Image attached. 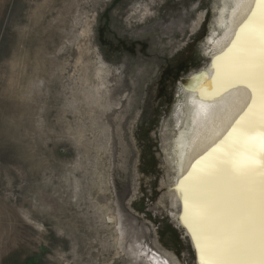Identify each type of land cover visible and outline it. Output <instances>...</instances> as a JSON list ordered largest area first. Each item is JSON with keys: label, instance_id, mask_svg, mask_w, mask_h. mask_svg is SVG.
<instances>
[{"label": "rangeland", "instance_id": "obj_1", "mask_svg": "<svg viewBox=\"0 0 264 264\" xmlns=\"http://www.w3.org/2000/svg\"><path fill=\"white\" fill-rule=\"evenodd\" d=\"M221 7L0 0V264H197L173 149Z\"/></svg>", "mask_w": 264, "mask_h": 264}, {"label": "snow or ice", "instance_id": "obj_2", "mask_svg": "<svg viewBox=\"0 0 264 264\" xmlns=\"http://www.w3.org/2000/svg\"><path fill=\"white\" fill-rule=\"evenodd\" d=\"M218 60L223 65H214L216 76L203 86L215 93L205 98L242 85L252 99L182 180L181 220L195 239L199 264H264V0H255Z\"/></svg>", "mask_w": 264, "mask_h": 264}, {"label": "bare ground", "instance_id": "obj_3", "mask_svg": "<svg viewBox=\"0 0 264 264\" xmlns=\"http://www.w3.org/2000/svg\"><path fill=\"white\" fill-rule=\"evenodd\" d=\"M254 7L255 0H222V7L216 21L218 29L208 37L207 42L212 47V51H209L210 62L192 73V80L185 86L183 116H179L176 120L178 130L174 140L175 149L173 151L175 150V152L173 153L177 158V162L175 160L177 177L175 187L170 189V193L173 199L180 197L182 209L179 222L193 242L197 253V264H199L198 249L195 246V239L190 234V229L181 220L184 215L181 182L193 165L228 134L251 102L252 92L245 86L233 87L216 98H205L214 95L215 89L209 91L207 87L203 86L216 76L214 65H223V60H218V58L226 53L239 26L247 19ZM201 74L204 76L203 80H193L194 77ZM202 87L203 92L193 90ZM140 252H143L149 264H166L168 261L158 252L149 250L145 246L140 247ZM168 264L170 263L168 262Z\"/></svg>", "mask_w": 264, "mask_h": 264}]
</instances>
